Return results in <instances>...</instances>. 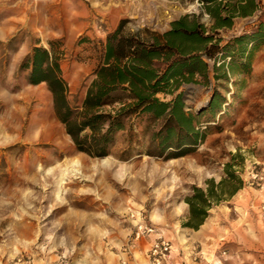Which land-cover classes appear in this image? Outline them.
<instances>
[{
	"label": "rangeland",
	"instance_id": "1",
	"mask_svg": "<svg viewBox=\"0 0 264 264\" xmlns=\"http://www.w3.org/2000/svg\"><path fill=\"white\" fill-rule=\"evenodd\" d=\"M174 5L185 11L160 21ZM191 14L211 25L199 0H0V264H147L153 238L134 240L141 220L172 241L173 253L187 254L194 241L188 230L195 229L183 224L195 187L225 179L226 165L237 154L244 160L234 162L236 174L244 182L262 180L254 179L255 165L247 161L264 150L261 48L244 72L237 59L228 79L219 70L211 85L191 83L180 90L187 112L206 110L195 122L204 138L163 152L153 139L161 123L145 115L117 134L110 155L79 151L55 114L47 85L29 83L20 71L34 47L54 46L63 54L70 99L79 105L110 35L164 33ZM254 29L245 25L234 32ZM216 94L227 102L219 113L209 112ZM64 170L67 179L60 184ZM225 198L212 209L228 206Z\"/></svg>",
	"mask_w": 264,
	"mask_h": 264
},
{
	"label": "trees",
	"instance_id": "2",
	"mask_svg": "<svg viewBox=\"0 0 264 264\" xmlns=\"http://www.w3.org/2000/svg\"><path fill=\"white\" fill-rule=\"evenodd\" d=\"M226 1L224 5L225 0H199L214 20L212 25L201 22V15L191 14L173 21L164 33L144 37L138 32L119 39L118 30L110 35L102 62L79 105L70 99V84L62 67L63 54L54 46L34 47L24 58L20 71L29 83L47 85L57 118L65 125L77 149L93 157L110 155L117 134L143 115L161 123L153 139L159 142L162 152L197 144L204 135H200L195 122L206 110L196 115L187 112L184 91L180 90L191 83L211 85L213 79L220 78L219 70H224L221 77L228 79L237 59L244 72L255 51L264 46V20L252 32L224 39L220 30L234 24L230 0ZM257 6V0H247L240 14L249 17ZM226 10L229 13L223 16ZM160 94L172 99L163 100ZM221 98L224 99L216 94L207 110L219 113L227 102ZM238 159L244 160L237 154L226 165L227 177L221 182L212 180L206 189L194 188L186 199L190 211L184 227L198 230L214 206L243 187L244 181L234 169Z\"/></svg>",
	"mask_w": 264,
	"mask_h": 264
},
{
	"label": "crops",
	"instance_id": "3",
	"mask_svg": "<svg viewBox=\"0 0 264 264\" xmlns=\"http://www.w3.org/2000/svg\"><path fill=\"white\" fill-rule=\"evenodd\" d=\"M226 3L225 0L224 5ZM246 3L247 0H230L234 24L232 27H223L221 32L232 36L237 34L234 31L242 29L247 17L240 12H243ZM228 13L226 10L222 15ZM210 20L211 25L214 24V20ZM261 49L264 53V46ZM260 61L255 60L254 66H258ZM247 161L251 167L255 165L262 180L244 179L243 187L227 201L228 206L211 209L209 217L198 230L189 229L193 232L194 240L190 251L187 254L181 250L174 251L171 264H264V217L261 214L264 205V150ZM252 173L248 170L249 176ZM221 247L227 252L224 256L219 249ZM147 264H150L148 252Z\"/></svg>",
	"mask_w": 264,
	"mask_h": 264
},
{
	"label": "built area",
	"instance_id": "4",
	"mask_svg": "<svg viewBox=\"0 0 264 264\" xmlns=\"http://www.w3.org/2000/svg\"><path fill=\"white\" fill-rule=\"evenodd\" d=\"M257 9L255 12L245 19L244 26L240 31H244L245 25L257 28L258 25L264 20V0H257ZM241 33V32H240ZM236 36V35H235ZM260 179V174H254V179ZM261 214L264 217V205L261 207ZM145 237H152L153 242L149 250L150 264H171L173 256V243L167 239L162 233H160L157 227L153 224H147L141 220L136 224L134 232V240L139 241ZM223 255H226V250L223 251ZM122 264H130L124 261ZM183 264H188L183 262Z\"/></svg>",
	"mask_w": 264,
	"mask_h": 264
},
{
	"label": "bare ground",
	"instance_id": "5",
	"mask_svg": "<svg viewBox=\"0 0 264 264\" xmlns=\"http://www.w3.org/2000/svg\"><path fill=\"white\" fill-rule=\"evenodd\" d=\"M27 4V3H26ZM185 10L182 6H179V5H174V6H171V8L169 10H165V12L163 13V16H162V19L160 21H164V23L166 21H169L171 18H173L174 16L180 14V13H183ZM161 23V22H160ZM69 169V167H68ZM75 171V169H74ZM79 172L76 171V174H78ZM80 174V173H79ZM66 175H68L67 171L64 170L63 173H62V178L60 179V184H64V180H66ZM72 175V174H71ZM74 176V175H73ZM62 186V185H61ZM61 188V187H60Z\"/></svg>",
	"mask_w": 264,
	"mask_h": 264
}]
</instances>
